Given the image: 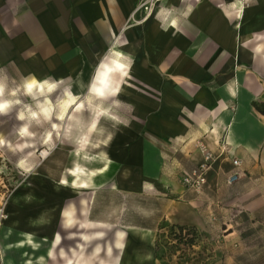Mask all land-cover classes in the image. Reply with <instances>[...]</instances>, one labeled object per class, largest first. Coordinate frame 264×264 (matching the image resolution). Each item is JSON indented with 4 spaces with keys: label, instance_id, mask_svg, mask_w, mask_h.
I'll return each instance as SVG.
<instances>
[{
    "label": "crops",
    "instance_id": "0c3cea01",
    "mask_svg": "<svg viewBox=\"0 0 264 264\" xmlns=\"http://www.w3.org/2000/svg\"><path fill=\"white\" fill-rule=\"evenodd\" d=\"M139 1L0 0V70L44 85L77 79V90L100 101H119V109L130 106L133 121L120 134L107 128L99 136L88 131L90 144L83 151L77 147L86 157L75 154V144L73 156L88 160L89 166L77 161L65 169L79 165L93 172L86 225L77 223L82 215L73 186L67 185L71 194L62 206L33 209L32 204L43 202L29 199L22 203L23 225L7 227L3 239L12 234V240L2 244L0 238V264L1 254L8 264H161L145 239L146 229H119L109 241L113 232L96 220L94 191L107 185L124 199L152 194L163 221L193 229L201 238L214 234L217 222L228 216L236 218V226L249 222V234L256 239L249 244L246 233L235 227L223 230V241L211 247L192 245L194 255H204V264H243L247 250L257 252L256 257L264 254V0H164L153 4L144 20L136 12ZM109 52L116 58L93 90L102 94L107 74L108 80L120 72V92L99 98L89 87L94 67ZM82 99L77 101L84 104ZM105 113L115 120L106 122H118L113 113ZM78 117L65 137L86 132L87 122ZM101 138L106 143L99 149H110L114 160L107 151L97 152L94 144ZM222 139L228 153L211 163L201 193L186 190L179 172L202 161L199 146L218 153ZM98 157L105 160L99 168ZM103 166L102 175L95 173ZM233 173L236 180L229 185ZM70 202L74 220L66 227L63 208ZM39 214L40 221L32 223ZM230 236L233 242L227 245ZM225 247L238 253L227 256L221 251Z\"/></svg>",
    "mask_w": 264,
    "mask_h": 264
},
{
    "label": "rangeland",
    "instance_id": "374dc122",
    "mask_svg": "<svg viewBox=\"0 0 264 264\" xmlns=\"http://www.w3.org/2000/svg\"><path fill=\"white\" fill-rule=\"evenodd\" d=\"M142 1L140 0L139 3ZM140 12L143 14L141 20H144L147 17L146 12L143 9ZM115 58L116 56L112 52H109L94 67L96 74L89 87V92L96 97L115 96L120 92L119 81L122 77L120 72H113L108 80L109 74H107L105 85L107 81L108 89H105L104 85L102 94H97L93 90L98 83L101 72L106 67H111L112 63L110 61ZM92 75L93 73L91 75L88 74L85 78L86 84L90 81L89 76L91 78ZM125 75L126 72L123 76ZM75 81L77 79H68L52 85L41 83V90H38L36 86L40 81L37 79L20 77L19 75L9 74L6 71L0 70V207L4 205L5 214L0 225L2 244L12 240V234H10L9 239H3L9 225L10 227H16L18 222L20 226L23 225L22 220L26 208L22 203L29 199L43 202L42 204H32L33 209L51 205L62 206L64 200L66 202L69 198L68 196L71 194L67 185L77 188L75 196L80 197L82 218L76 222L83 228L86 225V214L91 202L90 194L93 189L91 190L88 186L92 183L90 176L93 175V172L87 171L79 165H74L68 171L65 169L77 161H81V164H84V166H89L88 160L73 156L72 152L75 144L78 143V146L74 150L75 154L86 157L88 153L82 154L80 151H83L90 144L88 131H95L99 136L107 128V130L114 131V134H120L121 129H130L131 125H133L131 119L132 108L130 106L124 105L119 109V101L116 103L109 100H97L88 94L87 90H77L74 86ZM27 84L32 85L31 90L27 88ZM80 98H83L84 104L77 101ZM66 99L72 100L71 106L67 109L66 113L61 114ZM90 103L95 104V106L90 105ZM87 108L91 109L93 113L90 121H88L90 116ZM105 112L113 113L118 122H113L114 124L106 122L104 119L115 120ZM82 115L85 122H87V126L85 127L86 132L81 133V136L76 137V139L65 137L64 131L69 134L70 130L78 123L76 117L79 119ZM105 143L106 138H101L97 139L94 145L98 147L99 145H105ZM77 147H79L80 151ZM99 147L97 152L107 151L110 160L111 158L114 160L115 156L113 157V154L110 153V149H99ZM85 154L86 156H84ZM97 154L96 156H99ZM100 156L104 157L105 154L100 153ZM104 162L105 160L99 157L96 158L97 168L104 164ZM103 168H106V166H103ZM103 168L98 169L95 173H99ZM66 171L71 176V180L66 176ZM72 171L77 174V177L74 178L72 176ZM108 172L112 173L111 170H107L106 173ZM180 172L182 173V171ZM180 172L178 175L179 180L181 176ZM64 178H67L70 182L68 183ZM55 189L59 190L55 191ZM97 189L94 190L97 193V202L95 204L96 220L101 221V224L109 227L112 232L119 229L125 231L128 228H143L148 230L145 239L153 244L155 255L160 259L161 264L205 263L203 254L194 255L193 253H197L196 250H192L190 246L182 244L183 242L178 243L174 238L173 233L176 231V228H173L170 223L161 219L159 212L161 208L155 200V196L152 194H147L144 197L128 195L124 199L121 194L116 193L109 185L102 189ZM12 195L16 196L14 206L17 209L22 206L21 210L16 211L15 207L12 206L13 204H9ZM70 210H75L73 202H70L63 208V224L66 227L73 225L74 219L71 216ZM14 212H17V214ZM7 213H13V216L9 217ZM40 215L32 223L39 222L41 219ZM7 218L8 220H6ZM236 223H238L236 218L231 216L220 219V222H217L218 230L214 234L203 235V238L194 231V234L191 235L193 237V245L204 242L211 247L210 245L223 241L222 236L226 235L222 233L223 230L229 229V231H233L235 227H241V233H246L245 241L247 244L252 240H256L254 235L251 236L249 234L250 226L248 221L243 222L240 226H236ZM116 234L115 232L109 233V241L110 238L116 237ZM80 236L83 237L82 234ZM188 237H190V234L187 237L185 236V239H188ZM55 239L59 241L60 238L56 235ZM231 242H233L232 236L228 238L227 245ZM18 245H22V242L15 244V246ZM10 248L9 244L5 246L6 251ZM209 251L212 252V249L210 248ZM221 251L231 257L234 253H238V251L234 252L229 247L222 248ZM246 253L249 256L246 254L243 264H264V254L259 253L261 256L256 257L257 252L247 250ZM3 258L1 254V259ZM9 260H11L10 257Z\"/></svg>",
    "mask_w": 264,
    "mask_h": 264
},
{
    "label": "built area",
    "instance_id": "2783aa9c",
    "mask_svg": "<svg viewBox=\"0 0 264 264\" xmlns=\"http://www.w3.org/2000/svg\"><path fill=\"white\" fill-rule=\"evenodd\" d=\"M158 2V0H143L141 3L138 4L136 8V12L143 9V11L146 12V15L149 14L151 10V6ZM202 153V161L195 166L193 169H190L188 171H183L180 176V181L183 187L191 191L195 194L201 193L204 185L206 184V172L208 168L210 167L211 163L219 156L224 155L228 153L227 150V144L225 143V140L222 139L221 144L218 147V153H213L209 150H207L205 147L199 146ZM232 164L234 167L239 166V161L233 160ZM236 180V173H233L230 177L227 178V184H232ZM4 205L0 207V225L1 221L4 219ZM185 234V231L182 233Z\"/></svg>",
    "mask_w": 264,
    "mask_h": 264
},
{
    "label": "bare ground",
    "instance_id": "6f19581e",
    "mask_svg": "<svg viewBox=\"0 0 264 264\" xmlns=\"http://www.w3.org/2000/svg\"><path fill=\"white\" fill-rule=\"evenodd\" d=\"M160 1H164V0H158V2H160ZM105 73H106V71L105 70H103V72L101 73V75H100V77H99V81H103L104 80V76H105ZM109 73V72H108ZM106 78V77H105ZM106 80V79H105ZM104 83V82H103ZM31 84H27V88L28 89H30L31 90ZM41 83H38V85L36 86V88L38 89V90H41ZM102 86V85H101ZM103 87V86H102ZM96 92L97 93H101L100 92V89H98L97 88V90H96ZM71 102H72V100H68V99H66L65 101H64V105H63V107H62V111H61V114H64V113H66L67 112V109L71 106ZM46 111V110H45ZM56 127V126H55ZM104 170H106V168H103V170H100L99 171V173L101 174V173H103L104 172ZM98 173V174H99ZM71 174H72V176L75 178V177H77V174L74 172V171H72L71 172ZM102 175V174H101ZM19 195H21V194H19ZM15 202H16V196L15 195H12L11 197H10V203L11 204H13V205H15ZM3 261H2V263L3 264H8V262L3 258L2 259Z\"/></svg>",
    "mask_w": 264,
    "mask_h": 264
},
{
    "label": "trees",
    "instance_id": "16d2710c",
    "mask_svg": "<svg viewBox=\"0 0 264 264\" xmlns=\"http://www.w3.org/2000/svg\"><path fill=\"white\" fill-rule=\"evenodd\" d=\"M173 228H176V233H173L174 238L177 240L178 243H182V244H186L188 246H192L193 245V237L191 235H193L194 230L190 229V228H186V227H181V226H176V225H172ZM185 231V236L187 237L190 234V237H188V239H185V236L182 234Z\"/></svg>",
    "mask_w": 264,
    "mask_h": 264
}]
</instances>
